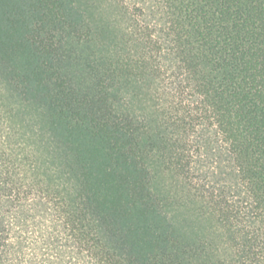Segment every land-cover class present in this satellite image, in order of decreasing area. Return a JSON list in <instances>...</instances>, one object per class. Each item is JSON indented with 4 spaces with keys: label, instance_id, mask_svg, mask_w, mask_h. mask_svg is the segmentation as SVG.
<instances>
[{
    "label": "trees",
    "instance_id": "trees-1",
    "mask_svg": "<svg viewBox=\"0 0 264 264\" xmlns=\"http://www.w3.org/2000/svg\"><path fill=\"white\" fill-rule=\"evenodd\" d=\"M0 264H264V0H0Z\"/></svg>",
    "mask_w": 264,
    "mask_h": 264
}]
</instances>
